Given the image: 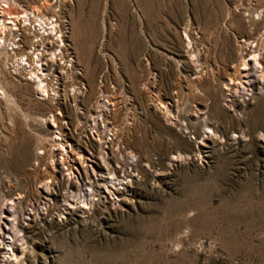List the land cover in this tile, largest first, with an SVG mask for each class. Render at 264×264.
Here are the masks:
<instances>
[{
    "label": "rangeland",
    "instance_id": "rangeland-1",
    "mask_svg": "<svg viewBox=\"0 0 264 264\" xmlns=\"http://www.w3.org/2000/svg\"><path fill=\"white\" fill-rule=\"evenodd\" d=\"M58 1L0 0L65 43L50 98L0 48V264H264V0Z\"/></svg>",
    "mask_w": 264,
    "mask_h": 264
},
{
    "label": "bare ground",
    "instance_id": "bare-ground-1",
    "mask_svg": "<svg viewBox=\"0 0 264 264\" xmlns=\"http://www.w3.org/2000/svg\"><path fill=\"white\" fill-rule=\"evenodd\" d=\"M55 2H57V0ZM8 19H9L8 22H6V20L2 21L0 19V48L3 47V45L6 46L7 29H9L12 33H14V32L17 33L16 31H23V33H24V34H21L22 37L18 38V39H16L19 35L18 33L12 34L14 41H13V47L11 49L14 50L13 54L15 55V58H14V61H12V63L10 64L11 69L13 68L14 71H18V72H26V74L28 75V77L26 78L28 80L26 82V84L32 85V82H34V84H36L37 87L43 91V93L46 97L50 98V94H53V93L57 94V91H54L55 89L53 86V81L51 80L53 78L50 77L51 76L50 73L53 70L52 67H54V64L56 63V59L58 57V54L60 52L63 53L61 47H63L65 43L63 42V39H62L63 35L60 34V39H59V37L55 39L53 34H50V33L57 30V32H55V35H57V33L59 32V30L57 29L59 27V24L57 21L58 19H55L53 16L50 17V16H46L45 14L43 15L39 9L38 10L25 9L22 14H20V15H16V14L13 15L12 14L11 16L8 17ZM18 21H20V24L18 23ZM29 25L31 28H33L35 31H37V35L34 34L35 32L33 34H31L32 36H34L33 38L28 36L30 34H27L28 31H31V28L28 27ZM35 37L37 39H34ZM52 38H54V39H52ZM50 39H52V40H50ZM16 40H18V41L21 40V43H18ZM58 51H60V52H58ZM256 51H257L256 49L252 51L251 48H249L247 51H245V53L246 54H249V53L254 54ZM65 55L66 54H64V56ZM63 59H64V57H63ZM48 62H51V64L49 65L50 66V68H49L50 72L46 73L45 72L46 70H45L43 65L48 64ZM4 64H6V63H4ZM243 65H247V62H245ZM0 70H1V60H0ZM64 70H67V69H64ZM66 73H67V71H66ZM18 88H20V87H18ZM227 88L232 89V87L230 85H228ZM76 89H79V88L77 87ZM79 92L92 95L95 92V88L93 86H91L89 88V91L79 89ZM66 98L68 99L67 95H66ZM155 108L157 110H159L160 112L164 113L166 116L172 115V111L162 101L155 102ZM208 128L213 133H216L214 130H212L210 128V126ZM207 137L210 140L214 141L213 139L215 137L212 134H210ZM60 140H61V138L58 135V137L56 138L55 141L60 147L63 148L64 145ZM203 140L205 141V139H203ZM61 159L64 160V157L61 156ZM68 170L70 171L71 175L74 174L72 167H69ZM104 173H106V179L103 181V183H99L98 181H93L90 184L85 183V185H88L90 187L89 189L92 191V193H90V194L98 195L100 193H108V194H110V196L111 195L116 196V193L112 192L109 189V187H110L109 184H112V186H114V188H116V186H117L116 181H119L121 179L114 172V169H111L110 167H108V168L106 167V171ZM69 196L83 197V202L85 204L88 203V200H87L85 195H79L78 193H69ZM82 208H85V207L82 206ZM18 250H20L22 253H24L23 248H20Z\"/></svg>",
    "mask_w": 264,
    "mask_h": 264
},
{
    "label": "built area",
    "instance_id": "built-area-1",
    "mask_svg": "<svg viewBox=\"0 0 264 264\" xmlns=\"http://www.w3.org/2000/svg\"><path fill=\"white\" fill-rule=\"evenodd\" d=\"M56 1V0H55ZM61 0L58 1V3L60 2Z\"/></svg>",
    "mask_w": 264,
    "mask_h": 264
}]
</instances>
